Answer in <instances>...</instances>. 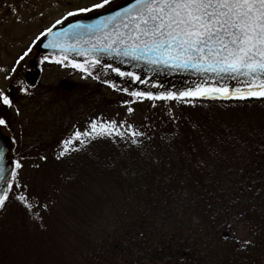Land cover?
<instances>
[{
  "label": "trees",
  "instance_id": "trees-1",
  "mask_svg": "<svg viewBox=\"0 0 264 264\" xmlns=\"http://www.w3.org/2000/svg\"><path fill=\"white\" fill-rule=\"evenodd\" d=\"M233 104L258 107L255 113L212 114L207 120L164 115L149 120L142 132L120 117L110 123L92 120L96 133L90 116L79 122L83 129H64L49 145L50 156L38 155L44 181L32 195L40 216L52 220L44 228L65 231H33L38 238L32 235L28 245L48 254L16 259L21 264H264V99ZM113 121L112 135L98 134L100 125ZM52 235L61 238V247H48Z\"/></svg>",
  "mask_w": 264,
  "mask_h": 264
},
{
  "label": "rangeland",
  "instance_id": "rangeland-1",
  "mask_svg": "<svg viewBox=\"0 0 264 264\" xmlns=\"http://www.w3.org/2000/svg\"><path fill=\"white\" fill-rule=\"evenodd\" d=\"M120 1L123 0H110L108 5L90 12H100ZM101 2L0 0V92L8 95L12 101L11 106L1 103L0 119H5L6 125H0V128L12 141L10 156L16 160L13 171L17 173L14 180L11 174L9 184L12 187L9 188L4 206L0 207V264H21L19 258L16 259L17 255L28 260L48 254L43 249H31V245H28L33 231L46 235L54 230L65 231L61 226L44 228L43 224L52 220L45 213L44 218L40 216L38 199L32 195L33 189L39 188L44 181L38 155L40 153L49 157L52 151L49 145L64 129L74 125L83 129L79 122L82 120L85 123L89 116V122L97 118V124L100 120L110 123L115 117H120L127 126L142 132L149 120L164 115L177 116L182 113L187 119L207 120L212 114L226 118L236 113H255L257 110L258 105L238 107L233 103L206 104L194 102L191 97L149 99L147 95L133 96V92L150 93L153 97L168 93L179 95L194 90L198 85L212 86L198 82L169 85L148 77L134 80L119 75L111 70L113 67L101 62L92 64L91 60L78 62L54 56L38 57L40 75L36 86L28 87L24 76L36 53L34 44L37 37L57 25V20L62 22L71 17L67 15L69 12L79 13V8H91L93 4ZM21 56L24 58L17 64ZM73 63L84 65V70L73 67ZM7 87L11 89L10 94L6 93ZM22 87L26 89L25 92L20 91ZM17 163L20 164L19 169L16 168ZM20 195H24L32 205V211L17 199ZM33 236L34 239L38 238ZM58 237H47L50 238L48 247H61L62 241ZM48 258V261L53 260L51 255Z\"/></svg>",
  "mask_w": 264,
  "mask_h": 264
},
{
  "label": "snow or ice",
  "instance_id": "snow-or-ice-1",
  "mask_svg": "<svg viewBox=\"0 0 264 264\" xmlns=\"http://www.w3.org/2000/svg\"><path fill=\"white\" fill-rule=\"evenodd\" d=\"M109 3L110 0H102L91 8L83 7L77 11L87 13L93 9H101ZM67 15L74 16L76 13L69 12ZM60 23V20L56 21V24ZM69 27H87L94 42L83 41L88 45L87 48L81 47L79 39L75 43L67 44L65 38L69 37L70 32L65 30L57 33L45 47H58L65 52L72 49L78 54L90 55L92 64H99L96 54L105 52L109 55L114 53L134 60H144L151 65H164L175 69L190 67L202 73L234 74L250 78L245 81L247 91L240 88L230 91L227 86L198 85L194 90L190 89L179 95L168 93L153 97L150 93L133 92V96L147 95L149 99L229 95L241 99L246 96L264 97V0H135V4L125 9L123 14L117 13L102 24H76ZM51 31V28L47 29L48 33ZM78 35L76 34L77 37ZM23 58L21 56L17 64ZM72 66L84 70L82 64L73 63ZM111 70L121 76L140 79L132 72H121L119 68ZM20 91L25 92L26 89L22 87ZM0 103L11 106L12 101L8 95L0 92ZM128 111L131 112L132 109L129 108ZM0 125H6V120L0 119ZM97 128V124L93 122L92 132L96 133ZM114 129L113 121L111 125H100L98 134L112 135ZM115 134L120 135L119 132ZM73 135L79 139L81 133L75 132ZM83 135L88 136L89 133L85 132ZM131 135L135 137L140 133L132 132ZM131 142L136 144L137 140L133 138ZM65 143L70 144L71 140ZM63 154L62 152L61 155ZM16 168H20L19 163ZM16 175V171H13V180ZM11 187L9 184V188ZM7 199V193L0 195V207L4 206ZM17 199L32 211V205L24 195ZM250 243V240L243 242L245 247Z\"/></svg>",
  "mask_w": 264,
  "mask_h": 264
},
{
  "label": "water",
  "instance_id": "water-1",
  "mask_svg": "<svg viewBox=\"0 0 264 264\" xmlns=\"http://www.w3.org/2000/svg\"><path fill=\"white\" fill-rule=\"evenodd\" d=\"M135 4V0L124 1L106 11L99 13H91L87 15H77L69 20L61 23L59 26L52 29L51 33H45L36 46V55L31 60V66L34 67L32 72L25 74L26 85L29 87H34L35 80L38 76V70L35 65V60L38 54H52L64 56L69 59L83 60L89 59L92 60L90 55H81L77 51L69 49L68 51H62L60 48L54 47H45L49 44L50 41L56 36L57 33H63L65 30H69V37L65 38L67 44H72L76 42V39L81 41V47L87 48V44H84L83 41H92V33H90L87 27L82 29H70V25H97L102 24L107 21V18L115 16L117 13L123 14L125 9L130 8ZM76 34H79L78 37ZM94 42V41H92ZM99 61L105 65H111L113 68H119L123 72H132L137 74L139 77L144 78L149 76L152 80H158L166 84L174 83H188L192 84L195 82L208 84L211 86H227L230 91H234L237 88H240L242 91H247V85L245 81L249 80V77L245 76H234V74H220L215 75L212 73H202L197 72L192 68H171L164 65H151L146 63L144 60H134L130 57L117 56L114 53L109 55L108 53L101 52L96 54ZM259 80H257V84ZM7 93H10V88L7 89ZM201 100L206 101H245L258 99L261 97L246 96L241 99L239 97L229 95L228 97L222 96H204L197 97ZM11 149V142L9 138L4 135L0 129V195L7 193L8 190V179L10 177L12 165L9 161V152Z\"/></svg>",
  "mask_w": 264,
  "mask_h": 264
}]
</instances>
